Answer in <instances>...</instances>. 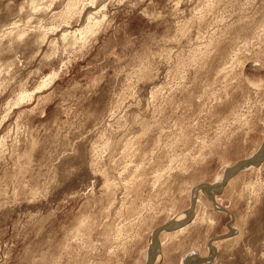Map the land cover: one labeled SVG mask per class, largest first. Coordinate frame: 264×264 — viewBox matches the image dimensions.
<instances>
[{
  "label": "rangeland",
  "instance_id": "1",
  "mask_svg": "<svg viewBox=\"0 0 264 264\" xmlns=\"http://www.w3.org/2000/svg\"><path fill=\"white\" fill-rule=\"evenodd\" d=\"M262 146L264 0H0V264H264Z\"/></svg>",
  "mask_w": 264,
  "mask_h": 264
},
{
  "label": "bare ground",
  "instance_id": "2",
  "mask_svg": "<svg viewBox=\"0 0 264 264\" xmlns=\"http://www.w3.org/2000/svg\"><path fill=\"white\" fill-rule=\"evenodd\" d=\"M51 80V79H50ZM50 80H47L44 84H43V86H46V84H48V82H50ZM258 160V159H257ZM260 160V159H259ZM256 163V161L255 160H244V161H241L239 164H237L236 166H235V170L236 169H238V168H240V167H243V166H247V165H250V164H255ZM205 188H207V189H209V190H213V189H215V190H217V186H215V185H213V186H211V185H206L205 186ZM194 199V198H193ZM175 223H177L176 221H175ZM175 225L176 224H172V225H170L169 227H167V229L168 228H171V227H175ZM157 241V236H155V234H154V236H153V242H155L154 243V247H152V249H150V259H151V262H153L154 260H156V258H157V255L155 254V251H153V248L155 249V250H157V244H158V242H156ZM147 264H150V262H148Z\"/></svg>",
  "mask_w": 264,
  "mask_h": 264
},
{
  "label": "water",
  "instance_id": "3",
  "mask_svg": "<svg viewBox=\"0 0 264 264\" xmlns=\"http://www.w3.org/2000/svg\"><path fill=\"white\" fill-rule=\"evenodd\" d=\"M262 147H263V146H262ZM262 147L260 148L261 150L259 149V150L257 151V153H255V154H253L252 156H250L249 158H247V159H243V160H256V159L260 158V157H261V154H262V152H263V150H264V147H263V148H262ZM241 161H242V160L238 161L236 164H234V165L230 166L229 168H227V169L225 170L224 178H227V177L231 174V172L235 171V166H236L237 164H239ZM219 186H220V185H219ZM190 209H191V207H190ZM158 230H159V228L156 229L154 233H156ZM154 233H153V235H154Z\"/></svg>",
  "mask_w": 264,
  "mask_h": 264
}]
</instances>
